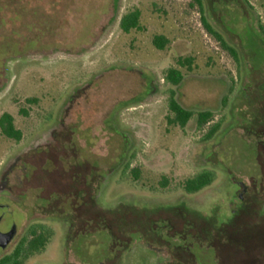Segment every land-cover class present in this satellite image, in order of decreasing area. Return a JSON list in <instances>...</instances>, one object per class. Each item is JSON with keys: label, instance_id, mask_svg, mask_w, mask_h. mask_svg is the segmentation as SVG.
Here are the masks:
<instances>
[{"label": "rangeland", "instance_id": "obj_1", "mask_svg": "<svg viewBox=\"0 0 264 264\" xmlns=\"http://www.w3.org/2000/svg\"><path fill=\"white\" fill-rule=\"evenodd\" d=\"M201 3L0 0V117L21 132L0 136V181L15 162L19 233L53 231L25 264H264V0ZM135 9L141 28L124 33ZM169 90L212 120L170 125ZM203 169L215 180L185 194ZM56 194L78 197L71 233L44 218Z\"/></svg>", "mask_w": 264, "mask_h": 264}, {"label": "trees", "instance_id": "obj_2", "mask_svg": "<svg viewBox=\"0 0 264 264\" xmlns=\"http://www.w3.org/2000/svg\"><path fill=\"white\" fill-rule=\"evenodd\" d=\"M200 9H202L201 0H193ZM139 10L135 9L126 14H124L120 19V29L124 33L135 29L140 30L139 26ZM208 31L212 33V30L207 26ZM259 31L264 40V27L259 25ZM214 32V31H213ZM217 35L216 33H214ZM222 45L228 49L232 54L235 55L234 50L231 47H228L224 40L217 36ZM167 43V40L162 36H156L153 39V45L159 49H162ZM186 63L189 64V61L186 60ZM166 83H169L171 86L176 87L182 81V74L177 69H168L165 75ZM168 95V110L171 114V117L168 118V123L170 125H175L180 128H184L187 123L195 117L196 119V129H201L205 124L209 123L212 120L211 112H193L182 108L175 98V92L169 90ZM225 105V103H224ZM220 122L212 126L208 132L205 134V140L210 139L220 128ZM0 136H4L8 139L14 141H19L21 139V132L17 130L13 123V118L9 114H3L0 117ZM129 164L126 165L127 169ZM125 171V170H124ZM124 173V172H123ZM133 179L137 180L138 173L134 171L132 173ZM215 180V173L212 170H203L194 176L188 178L182 185V190L187 195H192L200 192L204 188L210 186ZM162 186L166 185V182L161 183ZM51 238V233L46 232L44 226H34L31 227L26 233L23 240L16 246V248L7 255H3L0 258V264H25L33 256L41 254L46 246L48 245Z\"/></svg>", "mask_w": 264, "mask_h": 264}, {"label": "flooded vegetation", "instance_id": "obj_3", "mask_svg": "<svg viewBox=\"0 0 264 264\" xmlns=\"http://www.w3.org/2000/svg\"><path fill=\"white\" fill-rule=\"evenodd\" d=\"M14 165L15 162H13V164L6 169L0 181V232L6 233L10 230L12 226H15L16 233L13 239L8 244V246L5 249H0V255L3 252H5L14 243L17 246L23 240L26 233L31 227L44 226L46 228V232H48L49 234L51 233V238L53 236V231L51 230V228L43 224H32L28 226L24 234L19 233V228H18L19 220L17 221L15 215L16 214L20 215L21 219L25 216L22 210V206H24L23 202L25 196H21L22 194H18L17 196L9 195L7 178L14 172L15 170ZM126 165L122 169L123 172L126 168ZM203 170H207V169H203ZM77 198H78L77 195H72V194L50 195L47 199L43 200V209H45L44 218L46 220L48 219L54 221L62 228L67 229L68 233H71L73 231V227L69 226L68 224L71 223V221L74 219V214H73L74 208L72 206L73 205L72 201L74 200L76 201ZM10 216H12L11 220H9Z\"/></svg>", "mask_w": 264, "mask_h": 264}, {"label": "water", "instance_id": "obj_4", "mask_svg": "<svg viewBox=\"0 0 264 264\" xmlns=\"http://www.w3.org/2000/svg\"><path fill=\"white\" fill-rule=\"evenodd\" d=\"M16 233L15 226H12L10 230L6 233L0 232V249H5L10 241L13 239Z\"/></svg>", "mask_w": 264, "mask_h": 264}]
</instances>
